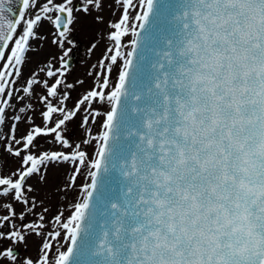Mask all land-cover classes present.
<instances>
[{"label": "snow or ice", "instance_id": "1", "mask_svg": "<svg viewBox=\"0 0 264 264\" xmlns=\"http://www.w3.org/2000/svg\"><path fill=\"white\" fill-rule=\"evenodd\" d=\"M12 3L0 0V264H264V0ZM83 17L105 24L104 51L72 101ZM49 37L57 54L26 74ZM52 164L70 175L50 216L37 184Z\"/></svg>", "mask_w": 264, "mask_h": 264}, {"label": "rangeland", "instance_id": "2", "mask_svg": "<svg viewBox=\"0 0 264 264\" xmlns=\"http://www.w3.org/2000/svg\"><path fill=\"white\" fill-rule=\"evenodd\" d=\"M108 15L105 12V20L107 21ZM106 31L105 24H99L95 22L92 17H83L82 22L76 26L73 33V38L77 43V47L70 53V57L73 58V64L70 69V75L68 77L69 82H75L77 79L83 80L84 84L77 85L72 91V101H75L81 94H83L91 85V78L87 75L92 71V65L97 63V60L101 57L104 51V33ZM51 37L47 41L43 42V46L34 45L36 51L31 54V63L25 68L27 74L30 69H36L37 66H43L42 61H45L49 54H57V49L51 45ZM92 43H97L98 47L92 52H88V48ZM66 59H68L66 57ZM72 101L69 102L70 106ZM36 123H40L39 112L35 114ZM23 131V126H21ZM84 132L80 127V118L71 122L68 125V136L73 143L79 142L83 138ZM41 144L44 148H50L51 150H61L59 145L48 144L44 140H41ZM70 175V166L68 164H61L56 166L52 164L48 169V183L46 185L37 184L38 178H33L31 181L37 184V196L38 199H43L45 205L49 207V215H55L58 208H62L65 200L62 199V194L57 191V185L67 176ZM70 199V197H68ZM31 219V217H29ZM35 243L37 240L35 237H30L28 240L29 251L35 252ZM18 251L23 255L25 254L23 246H19Z\"/></svg>", "mask_w": 264, "mask_h": 264}, {"label": "water", "instance_id": "3", "mask_svg": "<svg viewBox=\"0 0 264 264\" xmlns=\"http://www.w3.org/2000/svg\"><path fill=\"white\" fill-rule=\"evenodd\" d=\"M11 7L14 9V12L12 13V15H15V14H16L15 10H18V9L21 7L20 0H13V3H12V5H11ZM73 58H74V57H72V58L70 59V64H71V66H72L73 61H74Z\"/></svg>", "mask_w": 264, "mask_h": 264}, {"label": "bare ground", "instance_id": "4", "mask_svg": "<svg viewBox=\"0 0 264 264\" xmlns=\"http://www.w3.org/2000/svg\"><path fill=\"white\" fill-rule=\"evenodd\" d=\"M81 179H83V178H81Z\"/></svg>", "mask_w": 264, "mask_h": 264}]
</instances>
